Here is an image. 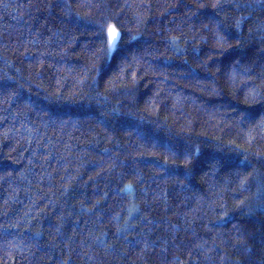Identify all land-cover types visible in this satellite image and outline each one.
Masks as SVG:
<instances>
[{
    "label": "trees",
    "instance_id": "16d2710c",
    "mask_svg": "<svg viewBox=\"0 0 264 264\" xmlns=\"http://www.w3.org/2000/svg\"><path fill=\"white\" fill-rule=\"evenodd\" d=\"M0 264H264V0H0Z\"/></svg>",
    "mask_w": 264,
    "mask_h": 264
},
{
    "label": "snow or ice",
    "instance_id": "6c2138e0",
    "mask_svg": "<svg viewBox=\"0 0 264 264\" xmlns=\"http://www.w3.org/2000/svg\"><path fill=\"white\" fill-rule=\"evenodd\" d=\"M110 37H111V42L114 43L116 41V39L118 38V34L117 32L115 31V29H112L110 30V33H109ZM111 46V44H110Z\"/></svg>",
    "mask_w": 264,
    "mask_h": 264
},
{
    "label": "rangeland",
    "instance_id": "374dc122",
    "mask_svg": "<svg viewBox=\"0 0 264 264\" xmlns=\"http://www.w3.org/2000/svg\"><path fill=\"white\" fill-rule=\"evenodd\" d=\"M112 29H115V31H116V32H117V34H118V31H117V29H116V28H114V27H113V28H111L110 30H112ZM109 33H110V31H109ZM109 37H110V35H109ZM116 41H117V39H116ZM116 41H115V42H116ZM115 42H114V43H112V42H111V37H110V44H111V47H112V48H113V46L115 45Z\"/></svg>",
    "mask_w": 264,
    "mask_h": 264
}]
</instances>
